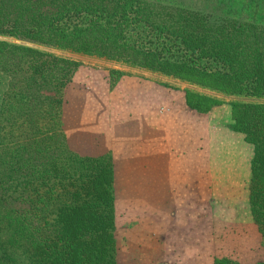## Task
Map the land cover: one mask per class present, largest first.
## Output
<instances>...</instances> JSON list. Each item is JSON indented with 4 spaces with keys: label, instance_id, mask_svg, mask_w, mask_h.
I'll use <instances>...</instances> for the list:
<instances>
[{
    "label": "trees",
    "instance_id": "16d2710c",
    "mask_svg": "<svg viewBox=\"0 0 264 264\" xmlns=\"http://www.w3.org/2000/svg\"><path fill=\"white\" fill-rule=\"evenodd\" d=\"M0 36L19 39L0 38V71L9 76L0 264L118 262L112 165L71 149L62 126L63 88L79 61L47 48L208 88L186 90L201 111L230 98L233 127L254 146L250 209L264 237V0H0Z\"/></svg>",
    "mask_w": 264,
    "mask_h": 264
},
{
    "label": "rangeland",
    "instance_id": "374dc122",
    "mask_svg": "<svg viewBox=\"0 0 264 264\" xmlns=\"http://www.w3.org/2000/svg\"><path fill=\"white\" fill-rule=\"evenodd\" d=\"M47 49L79 61L63 88L62 126L71 149L83 156H108L112 165L117 264H213L221 256L252 263L264 258V237L250 209L254 146L234 129L230 98L201 111L188 104L186 90L211 92L208 88L112 60ZM8 79L0 71V108ZM126 94L145 105L111 115L110 99L130 101ZM184 102L207 116L208 123L202 134L198 128L197 139L191 141L196 146L191 180L186 174V180L174 181L171 176L164 179L159 171L163 166L140 149L152 129L126 126L125 120L139 119L141 114L149 121L155 115L170 117L173 125H166L160 133H175L186 120L181 108ZM230 165L239 168V173H228ZM238 184L242 186L237 188ZM167 185L171 189L161 195ZM242 240L250 241L243 246Z\"/></svg>",
    "mask_w": 264,
    "mask_h": 264
},
{
    "label": "crops",
    "instance_id": "0c3cea01",
    "mask_svg": "<svg viewBox=\"0 0 264 264\" xmlns=\"http://www.w3.org/2000/svg\"><path fill=\"white\" fill-rule=\"evenodd\" d=\"M126 96L128 97L127 100L130 101L121 102L113 98L110 99L112 102L110 106L111 115L114 111L117 110L119 111L118 113H124L129 109L136 108V106L141 107L145 105L142 103V100L134 99L130 94H126ZM181 108L184 111L183 116L186 117V120L182 122V116L179 117L178 122H182V124H180V129L175 133L173 131L170 134L166 133V135L160 133V131L162 129H165L166 125H173V121L171 122L170 117L159 118L155 115V118L149 121V119L146 118V115L144 116V114H141L139 119L131 118L125 120L126 126H128L129 124H137L141 125L142 127L146 126L149 129H152L150 136L146 138L147 144L145 142L143 143L142 141L140 149L142 148L143 151L149 154L151 157L154 156L152 160L153 163H157L163 166V168H161L159 171L161 173L160 175H163L164 179H168L171 176L170 178H172V180L174 181L180 179L186 180V174L188 176V179L191 180L190 166L193 165V159H196V146L195 143L192 144L191 141H195L197 139L198 128L199 133L202 134L204 132L205 125L208 123L207 116L203 114H197L196 110H191V108L187 106L186 102H184V104H181ZM65 121L68 126L72 123L69 116L67 119H65ZM112 131L113 127H110L108 139L111 146L113 145V138L111 136ZM74 137L75 135L70 136L71 142H73L72 139ZM160 140H162V143ZM230 167L231 168L228 167V173L230 171H237L239 173V168H233L232 165H230ZM203 171V173L205 174V170ZM241 186L242 185L238 184L237 188ZM167 187L168 188L165 192L160 193L161 195H167V193L171 189V186L167 185ZM173 189L178 190L175 187H173ZM179 194L180 192L178 191V195ZM250 226L252 227V225ZM165 240H168V237H166Z\"/></svg>",
    "mask_w": 264,
    "mask_h": 264
}]
</instances>
